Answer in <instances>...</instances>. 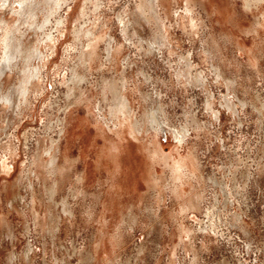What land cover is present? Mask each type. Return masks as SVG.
Masks as SVG:
<instances>
[{
    "label": "rangeland",
    "instance_id": "1",
    "mask_svg": "<svg viewBox=\"0 0 264 264\" xmlns=\"http://www.w3.org/2000/svg\"><path fill=\"white\" fill-rule=\"evenodd\" d=\"M8 1L0 0V264H264V3L248 10L225 0L235 28L210 0H192L191 27L185 0H165L158 29L137 0L88 2L84 16L85 0L42 4L35 26ZM123 10L138 22L125 32ZM93 23L98 47L84 68L86 40L74 30ZM19 41L23 51L10 56ZM34 67L39 76L26 84ZM73 68L85 76L71 95ZM121 96L130 103L117 118ZM155 146L195 155L198 178L185 192L200 196L197 210L180 215ZM179 222L194 233L180 239Z\"/></svg>",
    "mask_w": 264,
    "mask_h": 264
},
{
    "label": "bare ground",
    "instance_id": "2",
    "mask_svg": "<svg viewBox=\"0 0 264 264\" xmlns=\"http://www.w3.org/2000/svg\"><path fill=\"white\" fill-rule=\"evenodd\" d=\"M4 2L9 3L8 0H3ZM67 0H16V2L19 4V9L20 11H24L25 13L29 14V18L30 19L27 20L28 24H32L34 23V26L38 24V16H37V12L41 9L42 4H45L46 7L48 6V8H52V9H57L58 7L61 6L62 3L66 2ZM137 9L139 11V13L145 18H152L155 26L158 29L161 28H165L164 23L160 22V15H159V9L162 5L165 4V0H137ZM171 1V0H170ZM209 1V0H207ZM213 4V11L216 10V12L218 13V20H222L225 18L232 21V25L235 26V28L237 26H239V23L237 22V20H239V18H236V15L233 14V12L230 10V7L228 6V4L226 3L225 0H210ZM92 3L95 7L98 6L99 0H85L84 4H83V8L81 10V15H86V5L87 3ZM173 2V1H172ZM174 3V2H173ZM262 3H264V0H243V6L244 8L251 10L252 8H258ZM170 3L168 2L167 5H169ZM192 0H185V12L189 13L191 15V27H195L196 26V22L193 20V5H192ZM45 7V6H44ZM45 7V8H46ZM163 9V8H162ZM128 10V9H127ZM164 11V9H163ZM167 11V10H166ZM165 11V12H166ZM102 13V12H101ZM100 13V14H101ZM91 14V13H90ZM184 14V13H183ZM134 15V14H133ZM140 15V16H141ZM168 15V14H167ZM95 16V15H94ZM166 16V15H165ZM263 17H264V13H263ZM139 18V16H138ZM144 18V19H145ZM34 19V20H33ZM91 19V18H90ZM98 19V18H97ZM117 19L118 22L120 24L121 27V31H126V29L128 28V26L130 24H137L138 22L136 21L137 18H133L132 15H130V13L126 12V10H123L122 12H120L117 15ZM100 20V19H99ZM139 20V19H138ZM142 20V19H141ZM224 20V21H225ZM97 22L99 23V21L97 20ZM95 22V23H97ZM151 22V20L149 21ZM57 23H64V21L62 19L57 20ZM231 23V22H230ZM258 23V21H257ZM4 24V21H0V28H2V25ZM91 24V23H90ZM94 24V23H93ZM104 24V23H103ZM97 25V24H96ZM99 25V24H98ZM97 25V26H98ZM101 25V24H100ZM262 25V23H261ZM8 25H6V28H4V35H3V44L6 46H11V40H12V35L9 33L8 34V29H7ZM99 27V26H98ZM93 28H95V24L92 27L91 25L88 27H84V26H80L78 28H76V30H74V37L76 40L80 41L81 36L85 37L86 40V45L85 48H81L79 50V54L78 57L79 59V64L81 66H83L84 68H86L87 66V60H91L93 59V56L95 54V47L98 45L96 44L97 41V37H95L94 33L95 30H93ZM99 29V28H98ZM102 29V28H101ZM136 31V30H135ZM164 31V30H163ZM98 32V31H97ZM101 32V30H100ZM163 33V32H162ZM96 34V33H95ZM165 36V35H164ZM166 37V36H165ZM104 38V37H103ZM155 43H159V39L154 40ZM98 43V41H97ZM96 44V46H95ZM115 46V45H114ZM120 46V45H119ZM96 47V48H97ZM14 50L10 52V56H15L16 54L14 53H20L22 52V43L21 41H19L17 44L14 45ZM111 48V47H110ZM257 48V47H256ZM114 49V48H113ZM113 49H106L107 50V55L110 57L114 56V52ZM116 49V48H115ZM120 49V48H119ZM27 52V50H26ZM30 53V51H29ZM210 54V53H209ZM6 55V54H5ZM8 55L9 53L7 52L6 55V60H8ZM28 58L30 59L31 53L28 55ZM118 55V54H117ZM112 60V59H110ZM109 60V61H110ZM90 62V61H89ZM92 63V62H91ZM90 66V65H89ZM9 67V64H8ZM217 75L220 76V68L217 66ZM1 73H3L2 68H0V75ZM39 71L37 69V67H34L33 70L29 71L28 73V79L26 84H31V79L33 80L34 78H38ZM85 76V75H84ZM84 76L82 74L79 73V71L75 70L74 68L72 69V76H70L69 79H67L66 84H67V92H69L71 95L73 94V92H75V85H77L83 78ZM122 87V86H121ZM113 90L116 91V84L113 85ZM121 89V88H119ZM118 89V90H119ZM122 90V89H121ZM121 90L119 92H121ZM81 93V92H80ZM123 93V90L122 92ZM69 94V95H70ZM119 94V93H118ZM115 95V94H114ZM75 96V95H74ZM4 97L3 95H0V98ZM122 97V96H121ZM120 97V98H121ZM117 98V97H116ZM115 98V100H116ZM5 99V98H4ZM105 99V98H104ZM119 99V97H118ZM106 100V99H105ZM114 100V101H115ZM128 100L126 99L125 96L122 97L121 102H119L118 106L113 108V112L116 114L117 116V111H121L125 108L129 107V103H127ZM114 104V103H113ZM116 104V103H115ZM208 105V104H207ZM117 108V109H116ZM112 111V110H111ZM127 111V109L125 110ZM129 111V110H128ZM127 111V112H128ZM122 112V111H121ZM130 112V111H129ZM119 113V112H118ZM124 114V112H122ZM122 114V115H123ZM125 115V114H124ZM154 115V114H153ZM216 115V114H215ZM127 116V115H126ZM111 117V116H110ZM121 117V116H120ZM128 117V116H127ZM216 117V116H215ZM123 117H121L122 119ZM125 118V117H124ZM154 119V118H153ZM152 119V120H153ZM114 120V119H112ZM111 120V121H112ZM128 120V119H126ZM122 121V120H121ZM124 121V120H123ZM156 121V119L154 120V122ZM113 122V121H112ZM159 122V121H158ZM121 123V122H120ZM119 123V125H120ZM117 124V123H116ZM126 124V123H125ZM129 124V123H128ZM127 124V125H128ZM134 124V123H133ZM157 124V123H156ZM118 125V126H119ZM123 125V122H122ZM125 125V126H127ZM161 125V124H160ZM117 126V125H116ZM117 126V127H118ZM130 126V125H129ZM128 126V127H129ZM121 127V125L119 126V128ZM138 127V126H137ZM123 128V127H122ZM127 128V127H125ZM140 129V127H138ZM137 128V129H138ZM116 129V128H115ZM132 129V128H131ZM143 129V128H142ZM127 130V129H126ZM145 130V129H144ZM131 131V130H130ZM122 132V131H119ZM133 132V131H132ZM135 132V131H134ZM142 132V130H141ZM136 133V132H135ZM140 133V132H139ZM175 133V132H173ZM141 134V133H140ZM134 135V134H133ZM137 135V134H136ZM138 136V135H137ZM183 136V135H182ZM135 137V135H134ZM140 137V136H139ZM175 137V136H174ZM176 139V138H175ZM185 139V138H184ZM180 140V139H178ZM153 141V140H152ZM180 143V142H178ZM178 146V145H177ZM180 146V145H179ZM122 149V148H121ZM175 152V151H174ZM178 152V151H176ZM105 155L107 156V159H104L105 161H109L110 159H112L113 157H115L116 159L118 158V154H107L105 153ZM175 155V154H174ZM151 157L154 161H164V164L167 165L169 172H170V190L172 192V194H174L177 198L181 199L179 200L180 202V207H179V212L181 213L180 215H183L184 213H187V211L189 210H197L199 208V202H200V196L199 195H195V198H193L191 196V194H188L185 192V184H187L191 178H198L197 172H195L197 165H196V159H195V155L192 154L191 152L186 153L185 155H179L178 157H171L168 156L166 154H162L159 150V147H156L153 149L152 153H151ZM118 160V159H117ZM161 160V161H160ZM162 163V162H161ZM192 181V180H191ZM191 184V182H189ZM189 185V184H188ZM188 188V187H187ZM190 190V189H189ZM112 202V201H111ZM113 203V202H112ZM178 204V203H177ZM213 210H208L207 211V215L211 217V215L213 214L212 212ZM177 213V212H176ZM176 215V214H175ZM179 217V216H178ZM177 218V217H176ZM178 219V218H177ZM183 219V218H182ZM179 221V219H178ZM181 221V219H180ZM179 226L178 227V231H179V237L180 239L182 238V235L185 234L187 236H190L191 234L194 233V229H191L189 227H187L186 225H184L182 222H179ZM207 224V223H206ZM206 224H200L199 226V231H205L207 230V227H213L214 226V222H210L208 223V225Z\"/></svg>",
    "mask_w": 264,
    "mask_h": 264
}]
</instances>
